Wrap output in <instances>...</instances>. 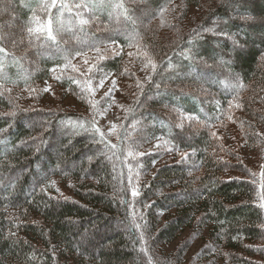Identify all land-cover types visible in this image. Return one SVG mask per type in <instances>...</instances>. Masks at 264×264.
<instances>
[{
    "label": "trees",
    "instance_id": "trees-1",
    "mask_svg": "<svg viewBox=\"0 0 264 264\" xmlns=\"http://www.w3.org/2000/svg\"><path fill=\"white\" fill-rule=\"evenodd\" d=\"M39 2L0 0V264H264V0H96L29 43Z\"/></svg>",
    "mask_w": 264,
    "mask_h": 264
},
{
    "label": "snow or ice",
    "instance_id": "snow-or-ice-1",
    "mask_svg": "<svg viewBox=\"0 0 264 264\" xmlns=\"http://www.w3.org/2000/svg\"><path fill=\"white\" fill-rule=\"evenodd\" d=\"M105 3V0H100V6H103ZM109 6L113 9L114 13V19L119 21L121 18L126 21L130 22L132 25L136 24V21L132 19V17L129 15V10L127 7H125L123 0H116L115 3H109ZM97 7L96 0H89V2H78V3H67L66 0H40L37 9L33 10V15L31 17L30 24L26 27L25 33L29 40V43L32 42L33 38L39 40L41 36L45 37L46 40L52 41L53 43H58L57 41V35L64 31H71L74 27H78L81 30L84 26L89 25L92 23V20L89 19L85 14L91 13L94 8ZM53 9H56L58 14L53 12ZM37 11H41L45 13L44 18H41L36 13ZM163 11V9L161 10ZM65 12L69 14V19L65 21L63 19ZM111 15V14H110ZM128 39L130 40L129 47H138L137 43H132V41L138 40V34L131 33L128 35ZM21 43L23 40L20 41ZM113 45H116V41H112ZM94 50L97 53H100L101 49L99 47H95ZM107 51V49H106ZM112 51H122V48H113ZM0 53L6 54V49L2 46H0ZM77 56H85V59L83 63L85 65H89V60L86 56V54L82 52H76ZM129 56H132L133 53H128ZM147 55V54H145ZM100 59H103L104 57L101 55L99 56ZM65 59H68L65 57ZM71 67L73 71L79 72L80 70L77 68L76 65L71 63V60H68V63L64 65V68ZM95 65H90L87 69L88 73H91ZM3 68V65L0 64V69ZM145 68L150 69L152 72H155L156 70V64L151 59H148L147 63L145 64ZM52 71L55 73L56 69H52ZM86 75V73H81V76ZM56 79H60V76H56ZM5 79V74L3 71H0V80ZM107 77H102L99 79V81L93 86L92 78L89 76L87 80L83 81V84L85 87L83 90L87 91L90 96H94L95 92L100 88L103 87L105 80ZM150 79V77H149ZM73 83L77 84L78 86L82 84L81 80H73ZM116 82L113 81V87H115ZM2 86V85H0ZM138 87H142V85L138 84ZM242 86V85H241ZM6 91H11L10 89H5ZM45 91H48L49 88H45ZM35 91V90H33ZM113 91L112 88L109 89L108 93H105V96H110L111 92ZM91 106L95 109L96 105L95 103H92L89 101ZM241 107L239 103L233 104V101L229 102V107ZM106 111V109L104 110ZM100 115H103L104 112H100ZM189 119H192L191 116L188 117ZM231 118V117H230ZM95 132L98 133L103 140L105 137V133L95 125L94 123ZM117 128V125L113 124L112 127L109 129V133H114L115 129ZM213 136H215V133H212ZM257 136H262L264 134L256 133ZM164 144H167V141H164ZM161 145H156V147H160ZM113 147H115L113 145ZM127 155L129 157L135 158L137 155H144V153L136 152L134 149L129 146V150L127 152ZM187 153L184 154V158L187 157ZM132 195L136 196L138 195V192L133 189ZM261 207H264V204L261 205ZM142 239V237H141Z\"/></svg>",
    "mask_w": 264,
    "mask_h": 264
},
{
    "label": "rangeland",
    "instance_id": "rangeland-1",
    "mask_svg": "<svg viewBox=\"0 0 264 264\" xmlns=\"http://www.w3.org/2000/svg\"><path fill=\"white\" fill-rule=\"evenodd\" d=\"M113 81H114V78L107 81L105 83V85L100 88V90H109L110 88H112L113 87ZM116 90H117L116 91V99H117V102H120V101H122V96L119 93V89L116 88ZM116 122H117L116 109H111L104 114V117L102 119V123H103V126L105 128H111L113 124H116Z\"/></svg>",
    "mask_w": 264,
    "mask_h": 264
}]
</instances>
